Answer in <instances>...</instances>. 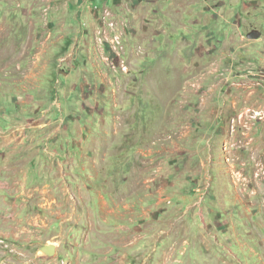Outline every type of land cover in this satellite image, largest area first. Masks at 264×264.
<instances>
[{
  "label": "rangeland",
  "instance_id": "obj_1",
  "mask_svg": "<svg viewBox=\"0 0 264 264\" xmlns=\"http://www.w3.org/2000/svg\"><path fill=\"white\" fill-rule=\"evenodd\" d=\"M221 1L220 19L199 27L207 48L181 49L141 87L125 55L150 30L141 27L143 7L155 0H0V264H264V0ZM83 10L89 16H77ZM83 32L101 46L100 87L113 91L95 102L102 123L108 107L129 122L142 109L144 123L100 131L93 169L51 191L55 179L35 167L55 170L59 161L43 151L37 124L60 121L65 44L75 71ZM71 84L82 88L75 75ZM13 125L35 135L12 146ZM124 138L142 152L119 163L109 144L121 149ZM86 183L97 192L82 193ZM49 243L51 256L40 250Z\"/></svg>",
  "mask_w": 264,
  "mask_h": 264
},
{
  "label": "crops",
  "instance_id": "obj_2",
  "mask_svg": "<svg viewBox=\"0 0 264 264\" xmlns=\"http://www.w3.org/2000/svg\"><path fill=\"white\" fill-rule=\"evenodd\" d=\"M110 2L111 0H109L108 3ZM150 5L151 6L143 7L144 22L141 23V27L143 26L150 30H148L149 32L145 30V35L138 38V42L141 44L139 49L136 50L132 43H130L128 45L129 48H127L128 56L127 54L125 55L126 59L129 56H133L137 62V66L135 64L132 67H138V72L132 74L131 78L135 82L137 80L142 81L141 87H144V85L148 83L151 71L160 66V64L164 66L172 65L173 57L179 59V52L181 49H189L191 51L194 49L193 45L195 42H198L202 49L207 48L204 32L201 33L199 27H205L204 25L206 22H204L203 19L208 16L214 17L215 20L221 17L223 4L221 0H155V2H152ZM135 8L136 5L129 6V12H127L128 16L131 12L137 10ZM77 16L84 18L89 16V14L87 10H83L81 12L78 11ZM87 19H89V17L85 20ZM132 28L137 29L136 26ZM83 29L84 28H82V30ZM136 33L139 34L138 30H135V34ZM199 34L202 35L199 36ZM68 42L69 41L65 44V49L67 50L64 55L66 56L64 58L67 67L66 69L64 67L63 71H61V77L58 80L59 97L61 99L59 105L60 121L50 119L46 122L37 124V126H40L42 129L44 136V138H39L42 139L44 143L43 151L49 155L50 159L56 158L59 161V167L55 168V170L52 166L48 170H41L39 164L35 167V169H37V176L45 179H55V181L49 184V189L51 191L58 182L66 188L70 187L68 179L72 174L78 180L80 177L86 176L90 169H93V164L98 161L97 153H100L99 142L103 140L101 137L102 134L99 133L100 131L107 129L108 131H115L119 134L121 131H131L134 128L138 129V127L141 129L144 123L141 121V115H143L142 109H139L138 112L140 114L139 121L135 120V122L132 120L129 122L128 120L116 121V117L110 116L112 112H117L115 111L116 108L111 107H108L110 111H105V113L109 114L107 116V121L102 123L101 119H103L102 115L104 113H100L95 102H97L99 97L112 95L113 91H111V89H103L99 84L100 67L98 61L95 63L93 57L97 49H101V46L94 42L93 39H90L89 33L83 32L82 35H79L74 46L76 56L79 50L81 51V54L79 53L81 58L80 56L78 58L81 64L77 65L74 71V65L71 64L72 45L70 46ZM181 45L184 46L181 47ZM123 65L126 66L125 70H127V65ZM74 75L77 78V83L82 85L81 89L76 87V90H73L74 85L71 84V80ZM144 90H132L131 92L134 95L137 92L142 94L143 91L144 96ZM74 92L76 96L75 107L71 101ZM143 96L140 95V97ZM73 108H75V113L72 112ZM12 128H14V130L19 129V126L13 125ZM73 129H75V133L72 132ZM27 131L30 132L20 134L15 130L9 137H6V140H11L12 144L10 145L14 146L13 144L15 143L17 146L21 138L24 139L29 134L31 136L35 135L34 131L29 129ZM118 134L116 138L120 137ZM32 140L35 139L32 138ZM123 143V145L120 144L121 149L118 148V150L116 139L114 144H112V142L109 144L110 154H112L119 163H125L129 159L131 161L133 156L139 155L138 151L142 152V143H136L135 145L132 140L127 141L126 138H124ZM39 155H41V153H39ZM68 163L71 164L68 165ZM126 165H128V163H126ZM83 186H85V188L88 187L87 191H83ZM79 190H81L82 193L85 192L90 194H95L97 192L96 189L88 186L87 183L86 185H80ZM96 202L99 204L107 203L105 198L99 197H97ZM131 206H135V204ZM145 213L147 214V210H145ZM142 223L143 222H140V225H142Z\"/></svg>",
  "mask_w": 264,
  "mask_h": 264
},
{
  "label": "water",
  "instance_id": "obj_3",
  "mask_svg": "<svg viewBox=\"0 0 264 264\" xmlns=\"http://www.w3.org/2000/svg\"><path fill=\"white\" fill-rule=\"evenodd\" d=\"M40 250L47 256H51L55 253V245L53 243L44 244L40 247Z\"/></svg>",
  "mask_w": 264,
  "mask_h": 264
},
{
  "label": "built area",
  "instance_id": "obj_4",
  "mask_svg": "<svg viewBox=\"0 0 264 264\" xmlns=\"http://www.w3.org/2000/svg\"><path fill=\"white\" fill-rule=\"evenodd\" d=\"M112 42V49L116 54H120L123 50V45L121 44L120 38H113Z\"/></svg>",
  "mask_w": 264,
  "mask_h": 264
}]
</instances>
